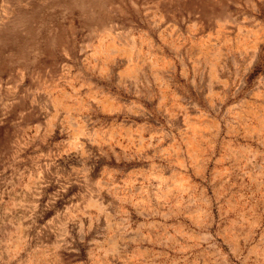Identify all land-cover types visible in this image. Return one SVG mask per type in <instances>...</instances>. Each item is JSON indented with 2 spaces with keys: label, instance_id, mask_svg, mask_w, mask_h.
I'll return each mask as SVG.
<instances>
[{
  "label": "rangeland",
  "instance_id": "rangeland-1",
  "mask_svg": "<svg viewBox=\"0 0 264 264\" xmlns=\"http://www.w3.org/2000/svg\"><path fill=\"white\" fill-rule=\"evenodd\" d=\"M0 264H264V0H0Z\"/></svg>",
  "mask_w": 264,
  "mask_h": 264
}]
</instances>
